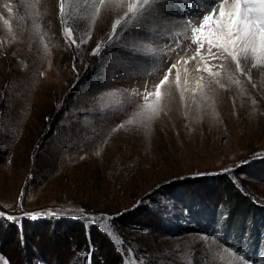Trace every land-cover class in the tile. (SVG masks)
<instances>
[{
	"label": "rangeland",
	"instance_id": "1",
	"mask_svg": "<svg viewBox=\"0 0 264 264\" xmlns=\"http://www.w3.org/2000/svg\"><path fill=\"white\" fill-rule=\"evenodd\" d=\"M165 2L0 0V264H264V54L197 52ZM223 174L253 206L215 223Z\"/></svg>",
	"mask_w": 264,
	"mask_h": 264
},
{
	"label": "snow or ice",
	"instance_id": "2",
	"mask_svg": "<svg viewBox=\"0 0 264 264\" xmlns=\"http://www.w3.org/2000/svg\"><path fill=\"white\" fill-rule=\"evenodd\" d=\"M101 3H103V0H101ZM227 4H229V0H212L209 4L210 14L204 15L199 28L193 29V43L197 45V52L206 43L209 52L215 47L232 56L234 60H237L238 53L247 49L256 52L257 45H259L260 52L264 54V0H231L232 6L230 8L225 7ZM217 7H219L218 13ZM217 16L219 19H217ZM206 28L209 30L204 31ZM185 51H187V48H185ZM172 67H175V64L170 66L169 72H171ZM237 68H239L238 60ZM167 80L168 75H165L160 84L156 85V88L159 89ZM155 94L156 96L160 95L158 90ZM224 171L227 172L230 169ZM28 215L35 219L39 216L51 217L59 214L48 211ZM6 218L10 221L17 219L13 216H7ZM91 219L94 221L102 219L106 222L111 217H92ZM127 253L130 255L131 250H127ZM240 259L243 260L244 257L241 256ZM125 264H127V261Z\"/></svg>",
	"mask_w": 264,
	"mask_h": 264
},
{
	"label": "trees",
	"instance_id": "3",
	"mask_svg": "<svg viewBox=\"0 0 264 264\" xmlns=\"http://www.w3.org/2000/svg\"><path fill=\"white\" fill-rule=\"evenodd\" d=\"M254 168H259L262 171L264 170V161L260 162L259 164H255L253 165ZM252 172H258L256 171H252ZM217 179H221L222 181V190H221V200H215L212 202V209L208 210V212L212 213L214 218V222L217 223L218 219H220L221 215L223 213H225L227 210L229 211V217L232 218V220H237L239 219V217L244 216V215H248L249 211L252 209V202H251V198L249 195H246L242 189H240L239 186H237L234 181L232 180V178L226 174V175H222V176H218ZM197 182V181H195ZM200 182V181H199ZM202 183V182H201ZM197 187V183H194ZM194 185V186H195ZM189 186H192L189 185ZM198 187H200V185H198ZM197 187V188H198ZM198 189H196L195 191H197ZM196 197H198L199 195L195 194ZM196 204L195 209L193 208V206ZM185 207L187 208L188 212L190 213V215H194V213L197 210H203L206 208H209L208 205H206L204 203L203 200L199 199V198H194L191 199L186 205ZM206 207V208H205ZM264 211V209L262 210ZM264 215V213H263ZM250 216H246V218H249ZM155 222L162 224V228L164 227V222L161 220V222L159 220H155ZM76 228V230L78 228L79 229V233H80V237L78 238V243L80 246V249L85 251L88 247L91 246V243L94 245L95 250L100 251V250H104L106 253L105 255H109L111 253H113V243L108 239V237L98 231H95L93 228L94 226H91V232H92V237H90L87 235L86 230L84 227H82V225L78 224V223H73V228ZM8 228L11 229L12 233H16L19 235V230L18 228L14 225V224H9ZM72 226H71V230H73ZM262 232H264V227L262 228ZM96 235V239L97 241L95 242L94 240V236ZM93 254V253H92ZM104 257V256H103ZM108 257V256H107ZM107 257L104 258V260H107ZM121 263V258L118 259L117 264Z\"/></svg>",
	"mask_w": 264,
	"mask_h": 264
},
{
	"label": "bare ground",
	"instance_id": "4",
	"mask_svg": "<svg viewBox=\"0 0 264 264\" xmlns=\"http://www.w3.org/2000/svg\"><path fill=\"white\" fill-rule=\"evenodd\" d=\"M166 1V2H165ZM155 2L157 3H171V6L174 7V5L178 4L179 5V9L180 11L185 13V16L187 15L188 17H192L191 22H194V25H196V23L201 24L202 22V18L204 15L206 14H210V9H209V4L212 2V0H155ZM152 4L154 5V7H156V4H154L152 2ZM152 4L149 6L150 9L152 8ZM232 6L231 4V0H229V4L225 5L226 8H230ZM149 9V8H148ZM178 9V10H179ZM202 12H204L203 14H201ZM219 12V7H217V13ZM180 14V12H179ZM182 14V13H181ZM181 16V15H180ZM194 16V17H193ZM217 19H219V17L217 16ZM183 21V20H182ZM164 26H159V31L162 32L161 34L162 36V40L164 42H166L167 39H165L164 37L169 35H171L173 32L172 30H176L178 28L183 29L187 27V23L185 22H180L175 26V28L171 29V26H167L166 28H163ZM195 27V26H194ZM198 27V26H197ZM194 29V28H193ZM186 31V29H184ZM209 29H204V31H208ZM158 34V33H157ZM168 36V37H169ZM259 46V45H258ZM165 47L169 50V46L166 44ZM167 50V51H168ZM261 53V52H260ZM262 54V53H261ZM206 66V62L204 61V64ZM177 71H181V73L184 75V79L183 82H186V74L190 75L191 69H189L188 66H186V64H182L181 66H179L178 68H176ZM182 75V76H183ZM185 85V83H184Z\"/></svg>",
	"mask_w": 264,
	"mask_h": 264
}]
</instances>
